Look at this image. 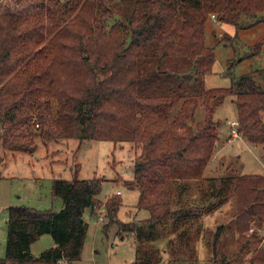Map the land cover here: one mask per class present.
I'll list each match as a JSON object with an SVG mask.
<instances>
[{
    "label": "trees",
    "instance_id": "trees-1",
    "mask_svg": "<svg viewBox=\"0 0 264 264\" xmlns=\"http://www.w3.org/2000/svg\"><path fill=\"white\" fill-rule=\"evenodd\" d=\"M211 14L235 25L243 14H257L248 26L264 23V0H38L29 10L0 11V147L32 152L37 137L132 141L140 152L125 184L138 191L136 207L148 211L142 226L121 221L119 193L97 198L101 178H55L51 194L62 199L60 209L8 207L0 264L79 260L85 207L93 214L105 207L103 228L116 223L121 236L153 239V224L171 216L172 183L202 179L218 140L213 113L228 94L234 95L239 134L264 149V86L253 72L228 87L205 85L215 60L204 37ZM262 43L253 44V53ZM199 104L204 117L195 121ZM219 179L213 205L232 192L236 238L246 250L260 240L255 230L246 235L251 224L264 226V174ZM43 233L54 245L34 255L30 244ZM142 247L136 245L129 264L156 260V251L140 255ZM249 262L264 264V246Z\"/></svg>",
    "mask_w": 264,
    "mask_h": 264
},
{
    "label": "rangeland",
    "instance_id": "rangeland-1",
    "mask_svg": "<svg viewBox=\"0 0 264 264\" xmlns=\"http://www.w3.org/2000/svg\"><path fill=\"white\" fill-rule=\"evenodd\" d=\"M35 2L38 0H0V11L29 10ZM117 17L116 14L107 17V22ZM257 17V14H243L236 25L211 16L207 19L205 43L213 47L215 60L212 71L204 77L206 87H228L239 75L249 71L264 86V43L253 53V44L263 41L264 23L259 21L248 26ZM178 106L176 104L174 111ZM194 116L195 121L204 117L203 105L196 107ZM213 119L220 121L219 139L203 177L172 183L171 216L153 224L157 236L150 240L141 237L140 241L136 239V232L121 236L116 223L103 228L107 222L104 206L97 208L95 214L85 207L83 218L87 229L80 259L66 264H129L136 258L135 248L139 244L143 246L140 255L143 250L156 251L157 258L151 264H253L249 262L253 251L264 246V226L256 228L253 222L246 235L255 230L260 240L256 244L251 240L248 249L240 250L241 243L234 229L233 194L230 191L224 202L214 206L218 199L214 191L221 184L220 177L264 174L263 145L249 142L239 132L238 136L246 140L228 135L229 122L236 119L234 95H226L217 104ZM34 143L32 152L0 147V258L5 257L8 207L60 209L62 199L51 194L55 178H101L102 188L97 198L105 201L120 190L118 196L122 204L117 218L133 220L142 226L140 221L148 217V211L136 207L138 191L125 184L133 178L139 145L132 141L41 137L35 138ZM50 243H53L51 235L43 233L31 243L30 252L38 255Z\"/></svg>",
    "mask_w": 264,
    "mask_h": 264
},
{
    "label": "built area",
    "instance_id": "built-area-1",
    "mask_svg": "<svg viewBox=\"0 0 264 264\" xmlns=\"http://www.w3.org/2000/svg\"><path fill=\"white\" fill-rule=\"evenodd\" d=\"M212 18H215L214 14H211ZM216 19V18H215ZM230 137H236L238 136V124H237V120L236 119H232L230 122ZM230 139V138H229ZM120 191H117V193H119ZM66 264V263H65Z\"/></svg>",
    "mask_w": 264,
    "mask_h": 264
},
{
    "label": "crops",
    "instance_id": "crops-1",
    "mask_svg": "<svg viewBox=\"0 0 264 264\" xmlns=\"http://www.w3.org/2000/svg\"><path fill=\"white\" fill-rule=\"evenodd\" d=\"M230 126V125H229ZM229 135V134H228ZM237 137V136H236ZM238 138H241V139H243V140H246L243 136H238ZM218 139H219V136H218ZM117 191H120V190H117ZM119 194H121V191L119 192ZM62 206V205H61ZM84 212V211H83ZM145 217V216H144ZM145 219V218H144ZM43 234H41V235H39V238L42 236ZM46 238V237H45ZM43 240H45L46 241V239H43ZM51 244V243H50ZM50 244H48V245H50ZM54 245V241H53V243L50 245V246H53ZM30 246H31V244H30ZM49 246V247H50ZM60 262H65V261H63V260H60ZM59 262V263H60ZM66 263V262H65ZM68 263V262H67Z\"/></svg>",
    "mask_w": 264,
    "mask_h": 264
}]
</instances>
